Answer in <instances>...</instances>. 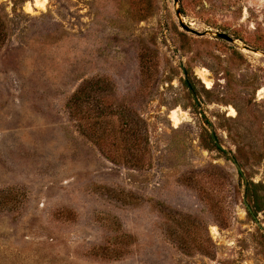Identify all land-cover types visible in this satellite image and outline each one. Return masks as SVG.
I'll use <instances>...</instances> for the list:
<instances>
[{
    "label": "rangeland",
    "instance_id": "374dc122",
    "mask_svg": "<svg viewBox=\"0 0 264 264\" xmlns=\"http://www.w3.org/2000/svg\"><path fill=\"white\" fill-rule=\"evenodd\" d=\"M34 1L0 0L20 14L0 51V264H264V0ZM98 78L145 121L144 166L70 119Z\"/></svg>",
    "mask_w": 264,
    "mask_h": 264
},
{
    "label": "trees",
    "instance_id": "16d2710c",
    "mask_svg": "<svg viewBox=\"0 0 264 264\" xmlns=\"http://www.w3.org/2000/svg\"><path fill=\"white\" fill-rule=\"evenodd\" d=\"M20 14L15 9L12 16L0 5V51L8 42L12 28H17L16 20ZM143 68V67H142ZM104 80L101 78L83 80L67 103L70 119L79 133L91 141L113 164L123 167L144 166L148 158V130L145 121L138 115H130L125 105L108 106ZM125 107V108H124ZM252 183L246 185V199L255 202V194L250 191ZM261 212L254 203L253 213ZM207 240H197L196 246L205 256H212Z\"/></svg>",
    "mask_w": 264,
    "mask_h": 264
},
{
    "label": "water",
    "instance_id": "95a60500",
    "mask_svg": "<svg viewBox=\"0 0 264 264\" xmlns=\"http://www.w3.org/2000/svg\"><path fill=\"white\" fill-rule=\"evenodd\" d=\"M173 1H174V4L177 5L178 0H173ZM175 13H176V17H177V19H178L179 26L181 27V29H182L183 31H185V32L188 33V34H191V35L196 36V37H202V36H205V35H212V36H215L217 39H221V40H224V41H227V42H230V43H231V42H234V39H232L231 37H229V36H227V35H225V34H222V33H212V32L199 33V32H197V31L191 29L189 26H187V25H185V24L183 23V21H182V19H181V15H180V10H179V9H176ZM182 71H183V76H184V83H185V85H186L187 90H188L189 93L191 94L193 100H194L195 102H198V99H197V97H196V94L194 93V91H193L191 85H190L189 82H188L187 74H186L185 69L182 68ZM212 137H214V134H213V133H212ZM235 165H236V167H237L238 172H241L240 167H239L237 164H235ZM245 205H246V203H245ZM247 209H248L249 213H251V210L248 208V206H247Z\"/></svg>",
    "mask_w": 264,
    "mask_h": 264
},
{
    "label": "bare ground",
    "instance_id": "6f19581e",
    "mask_svg": "<svg viewBox=\"0 0 264 264\" xmlns=\"http://www.w3.org/2000/svg\"><path fill=\"white\" fill-rule=\"evenodd\" d=\"M34 8H40V9H43L45 7V4L47 3V0H35L34 1ZM27 6V10H31V6H29L28 4L26 5ZM209 76L208 72L203 70L200 72V79L202 80L203 84L205 85L206 89H211V82L210 80L207 79V77ZM228 112H229V116L233 117L235 116V111L233 108L229 107L228 108ZM184 113L182 112H179L177 110L175 111H172L171 114H170V119L173 123L174 126H177L182 120V118H184ZM212 232L213 233H216V229L213 227L211 228Z\"/></svg>",
    "mask_w": 264,
    "mask_h": 264
}]
</instances>
